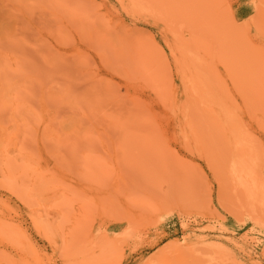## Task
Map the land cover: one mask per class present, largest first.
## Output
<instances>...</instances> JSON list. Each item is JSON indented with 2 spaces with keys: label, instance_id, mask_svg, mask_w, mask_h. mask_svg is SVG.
<instances>
[{
  "label": "rangeland",
  "instance_id": "obj_1",
  "mask_svg": "<svg viewBox=\"0 0 264 264\" xmlns=\"http://www.w3.org/2000/svg\"><path fill=\"white\" fill-rule=\"evenodd\" d=\"M95 259L264 264V0H0V264Z\"/></svg>",
  "mask_w": 264,
  "mask_h": 264
},
{
  "label": "bare ground",
  "instance_id": "obj_2",
  "mask_svg": "<svg viewBox=\"0 0 264 264\" xmlns=\"http://www.w3.org/2000/svg\"><path fill=\"white\" fill-rule=\"evenodd\" d=\"M130 229V230H129ZM128 230H127V232L126 231H123V232H121L120 234H117V236H115V238H113L111 241L109 240V241H107V243L105 244V251L107 252V254H105V256H103V258L101 259V261L104 259H106V258H109V257H111L112 255H114V253H115V251L116 250H118L120 247H122V243L124 242V241H126L125 239H128V237L130 238L131 236H136V234H135V232H134V230L133 229H131V228H129ZM132 230V231H131ZM124 234H126L127 236H126V238H124ZM104 249V247L102 248V250ZM101 252V251H100ZM101 254V255H100ZM100 254H98L99 256L97 257V259H100L101 258V256L103 255L102 254V252L100 253ZM113 257V256H112ZM112 259V258H111ZM96 260V259H95ZM94 260V261H95ZM103 260V261H104ZM94 261H92V262H94ZM97 261V263L98 264H104L103 262H101L100 263V261L99 260H96ZM96 261H95V263H96ZM99 261V262H98ZM106 261V260H105ZM104 261V262H105ZM94 264V263H93Z\"/></svg>",
  "mask_w": 264,
  "mask_h": 264
}]
</instances>
